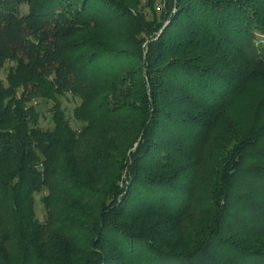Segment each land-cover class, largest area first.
<instances>
[{"label":"trees","instance_id":"16d2710c","mask_svg":"<svg viewBox=\"0 0 264 264\" xmlns=\"http://www.w3.org/2000/svg\"><path fill=\"white\" fill-rule=\"evenodd\" d=\"M258 34L264 0H0V264H264Z\"/></svg>","mask_w":264,"mask_h":264},{"label":"rangeland","instance_id":"374dc122","mask_svg":"<svg viewBox=\"0 0 264 264\" xmlns=\"http://www.w3.org/2000/svg\"><path fill=\"white\" fill-rule=\"evenodd\" d=\"M155 6H156V10L160 12V10L163 8V0H155ZM146 12L150 16L149 8L146 9ZM257 36L258 37L256 40L264 39L263 35L261 34H258ZM9 65L10 63H7L5 68L2 71H0V78L3 79V81L5 79ZM80 102L81 101L79 98L74 97L71 94H67L61 98L62 107L65 109L66 116L71 126L76 130L80 129L81 126L83 125L82 121L75 119V117L73 116V110L77 105L80 104ZM33 103L40 112V118H39L40 127H42L43 129H51L53 127V120H52L53 102L39 99V100H35ZM45 194H47V190L43 189L41 193L36 194L35 196L36 217L41 221H43L46 217V209L43 203L40 201V198Z\"/></svg>","mask_w":264,"mask_h":264}]
</instances>
